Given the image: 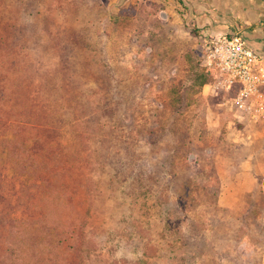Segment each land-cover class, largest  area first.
Here are the masks:
<instances>
[{
  "label": "rangeland",
  "instance_id": "rangeland-1",
  "mask_svg": "<svg viewBox=\"0 0 264 264\" xmlns=\"http://www.w3.org/2000/svg\"><path fill=\"white\" fill-rule=\"evenodd\" d=\"M123 1L0 0V264H264V171L234 181L264 141L228 140L248 127L225 109L207 129L200 31Z\"/></svg>",
  "mask_w": 264,
  "mask_h": 264
},
{
  "label": "crops",
  "instance_id": "crops-1",
  "mask_svg": "<svg viewBox=\"0 0 264 264\" xmlns=\"http://www.w3.org/2000/svg\"><path fill=\"white\" fill-rule=\"evenodd\" d=\"M123 2V7L126 3L134 5L132 18L145 12L146 16L143 15L144 18L150 16L152 19H159L161 21L160 25L166 28L165 33L168 34L172 41L179 33H184L186 40L190 41L192 28L200 32L208 31L211 36L235 34L242 37L251 49L257 50L259 54L264 55V0H126ZM184 21L185 23H183ZM156 22L158 21L156 20ZM203 89L205 91L209 90L211 95L216 96L212 91L211 84L204 86ZM211 99L209 98L208 105ZM204 102L202 105L204 121L205 117L209 118L210 111L215 118L214 120L208 119L209 126L207 129L210 131L215 129V124L220 123V119L223 116L222 109H225L231 114L237 125L244 126L243 124H245L248 127L247 131H240L242 132L241 135L227 136L228 140L238 144L244 142V145H252L257 139L264 141V125H251L241 122L233 113L221 105V102L218 105L221 110L219 108L212 110L211 107L207 109V105L205 103V107ZM197 139L199 146L203 147V153L211 156L213 160L223 156L216 151V146L221 144H219V140L215 136L200 139L197 134ZM254 155L251 153L240 162L234 181H237L244 174L242 173L243 170L251 171V175H253V168L264 171V148L260 150V161L254 162ZM194 157V162L190 164L198 167L200 165L199 156L195 154ZM246 189L244 187L243 192L249 191L248 188ZM224 199L222 198V200ZM228 200L236 203L239 198L232 196Z\"/></svg>",
  "mask_w": 264,
  "mask_h": 264
},
{
  "label": "built area",
  "instance_id": "built-area-1",
  "mask_svg": "<svg viewBox=\"0 0 264 264\" xmlns=\"http://www.w3.org/2000/svg\"><path fill=\"white\" fill-rule=\"evenodd\" d=\"M197 37L203 67L214 77L211 88L221 105L243 123L264 125V55L239 35L211 36L205 31Z\"/></svg>",
  "mask_w": 264,
  "mask_h": 264
},
{
  "label": "trees",
  "instance_id": "trees-1",
  "mask_svg": "<svg viewBox=\"0 0 264 264\" xmlns=\"http://www.w3.org/2000/svg\"><path fill=\"white\" fill-rule=\"evenodd\" d=\"M199 30L193 29L192 34L197 35ZM204 69V73H197L195 74L196 78L198 79V84L200 89L202 90L204 86L213 83L214 77L210 72H207ZM183 104H181L180 107L183 108ZM173 132V131H172ZM206 134V132H205ZM165 139L171 140V146L173 148V154L174 157H170V165L171 168L175 165V163L179 160V155L184 157V160H186L189 164L194 162V148L198 149L197 144H194L192 140L189 139V137H178L177 135L171 134V136H167V130L164 129V136L158 138V143H161ZM192 141V142H191ZM183 154V155H182ZM186 185V184H185ZM177 195V194H176Z\"/></svg>",
  "mask_w": 264,
  "mask_h": 264
},
{
  "label": "flooded vegetation",
  "instance_id": "flooded-vegetation-1",
  "mask_svg": "<svg viewBox=\"0 0 264 264\" xmlns=\"http://www.w3.org/2000/svg\"><path fill=\"white\" fill-rule=\"evenodd\" d=\"M253 50H254V49H253ZM254 51L258 53V51H257V50H254Z\"/></svg>",
  "mask_w": 264,
  "mask_h": 264
}]
</instances>
